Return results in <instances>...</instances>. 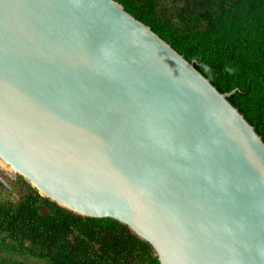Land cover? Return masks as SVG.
<instances>
[{
    "label": "water",
    "instance_id": "95a60500",
    "mask_svg": "<svg viewBox=\"0 0 264 264\" xmlns=\"http://www.w3.org/2000/svg\"><path fill=\"white\" fill-rule=\"evenodd\" d=\"M117 0H0V169L160 264H264V141Z\"/></svg>",
    "mask_w": 264,
    "mask_h": 264
},
{
    "label": "trees",
    "instance_id": "16d2710c",
    "mask_svg": "<svg viewBox=\"0 0 264 264\" xmlns=\"http://www.w3.org/2000/svg\"><path fill=\"white\" fill-rule=\"evenodd\" d=\"M191 61L264 141V0H117ZM0 200V264H160L152 245L113 218L87 217L41 196L22 176ZM2 192V191H0ZM5 192V191H3Z\"/></svg>",
    "mask_w": 264,
    "mask_h": 264
},
{
    "label": "rangeland",
    "instance_id": "374dc122",
    "mask_svg": "<svg viewBox=\"0 0 264 264\" xmlns=\"http://www.w3.org/2000/svg\"><path fill=\"white\" fill-rule=\"evenodd\" d=\"M22 194L17 187H13L12 192H0V200L1 199H7L16 201L17 198ZM17 259L23 260L25 262L31 263V264H49L46 260L40 259V258H34L30 257L28 255H16Z\"/></svg>",
    "mask_w": 264,
    "mask_h": 264
},
{
    "label": "built area",
    "instance_id": "2783aa9c",
    "mask_svg": "<svg viewBox=\"0 0 264 264\" xmlns=\"http://www.w3.org/2000/svg\"><path fill=\"white\" fill-rule=\"evenodd\" d=\"M13 184L9 176L0 169V191L12 192Z\"/></svg>",
    "mask_w": 264,
    "mask_h": 264
},
{
    "label": "clouds",
    "instance_id": "9594fccd",
    "mask_svg": "<svg viewBox=\"0 0 264 264\" xmlns=\"http://www.w3.org/2000/svg\"><path fill=\"white\" fill-rule=\"evenodd\" d=\"M10 178V177H9ZM11 180V179H10ZM11 193V192H10Z\"/></svg>",
    "mask_w": 264,
    "mask_h": 264
}]
</instances>
